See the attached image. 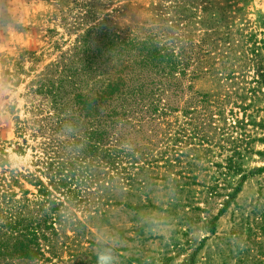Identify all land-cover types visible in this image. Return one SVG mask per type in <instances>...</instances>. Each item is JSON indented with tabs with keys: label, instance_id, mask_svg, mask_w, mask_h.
Returning a JSON list of instances; mask_svg holds the SVG:
<instances>
[{
	"label": "rangeland",
	"instance_id": "rangeland-1",
	"mask_svg": "<svg viewBox=\"0 0 264 264\" xmlns=\"http://www.w3.org/2000/svg\"><path fill=\"white\" fill-rule=\"evenodd\" d=\"M89 13L91 24L108 18L118 31L174 27L184 113L169 118L149 185L105 215L77 212L84 229L67 232L68 249L52 263L111 255L114 264H264V0H0V173L34 170L27 134L17 132L30 116L26 93L72 52ZM196 94L224 97L222 116L213 106L208 115Z\"/></svg>",
	"mask_w": 264,
	"mask_h": 264
},
{
	"label": "trees",
	"instance_id": "trees-1",
	"mask_svg": "<svg viewBox=\"0 0 264 264\" xmlns=\"http://www.w3.org/2000/svg\"><path fill=\"white\" fill-rule=\"evenodd\" d=\"M87 17L72 52L26 93L30 116L17 132L27 134L21 146L34 170L0 173V264H54L68 249L67 232L84 229L77 212L105 215L104 207L122 204L119 196L149 185L144 175L157 168L154 152L166 149L169 118L184 113L186 64L174 27L118 31L108 18ZM196 95L208 115L213 106L222 116L224 97Z\"/></svg>",
	"mask_w": 264,
	"mask_h": 264
},
{
	"label": "clouds",
	"instance_id": "clouds-1",
	"mask_svg": "<svg viewBox=\"0 0 264 264\" xmlns=\"http://www.w3.org/2000/svg\"><path fill=\"white\" fill-rule=\"evenodd\" d=\"M98 264H114L113 257L111 255H102L98 257Z\"/></svg>",
	"mask_w": 264,
	"mask_h": 264
}]
</instances>
